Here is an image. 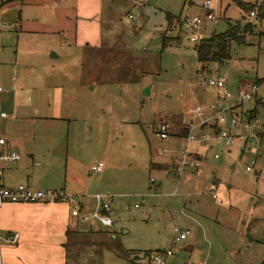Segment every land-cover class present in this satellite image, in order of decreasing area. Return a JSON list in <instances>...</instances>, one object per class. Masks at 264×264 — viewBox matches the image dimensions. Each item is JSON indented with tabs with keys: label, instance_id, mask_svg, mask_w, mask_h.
Wrapping results in <instances>:
<instances>
[{
	"label": "rangeland",
	"instance_id": "rangeland-1",
	"mask_svg": "<svg viewBox=\"0 0 264 264\" xmlns=\"http://www.w3.org/2000/svg\"><path fill=\"white\" fill-rule=\"evenodd\" d=\"M204 1L137 0L134 5L118 0L117 10L105 20L103 48L67 47L60 49L61 60L54 59L57 67L67 60L61 67L68 73L64 84L70 97L65 103L73 106L51 132L60 139L64 159L70 165L82 163V176L93 180L88 194L105 195L112 202L114 224H98L102 232L91 248L90 264H133L135 255L145 260L144 252L166 250L174 235L188 230L187 239L172 247L167 264H264V137L258 143L253 137L264 131V82L256 98L234 106L246 116L242 121L252 115L255 119L251 126L242 123L232 129L231 143L188 144L175 135L186 125L182 118L193 119L198 105H206L209 119L207 104L215 103L219 93L230 92L229 101L235 103L241 89L249 91L264 79V0H241L257 5L258 20L249 18L250 10L237 0L215 5L218 21L206 22L205 35L225 32L228 22L240 23L245 42L232 44L227 62H211L202 70L195 44L184 29L168 26L167 15L205 16ZM220 78L225 79L224 89L207 83ZM162 123L168 125L167 139L158 134ZM215 123L209 120L194 135L213 134ZM187 148L204 155L202 176L185 171L180 183L174 172L157 168L158 163H176ZM94 162H103L105 171L91 172ZM248 166L253 170L248 172ZM199 202L225 204L218 217H211L195 210L192 204Z\"/></svg>",
	"mask_w": 264,
	"mask_h": 264
},
{
	"label": "crops",
	"instance_id": "crops-1",
	"mask_svg": "<svg viewBox=\"0 0 264 264\" xmlns=\"http://www.w3.org/2000/svg\"><path fill=\"white\" fill-rule=\"evenodd\" d=\"M130 1L136 5L137 0ZM117 2L0 0V138H6L11 148L21 155L19 162L3 167L1 183L5 187L25 184L34 189H62L77 198L76 203L10 201L1 205V264H90L91 248L102 232L98 224L105 227L94 217L100 210L96 197L100 194H88L93 180L86 182L82 176V163L70 165L67 158L64 159L60 139L51 132L73 106L65 103L70 97L64 84L68 73L61 67L67 60L57 67L54 59L61 60V50L67 47L80 51L103 48L108 38L105 20L112 17L108 12L112 14L117 10ZM54 50L59 51L58 55L51 57ZM55 77L59 81L53 79ZM182 119L186 125L175 135L186 139L190 121ZM198 119L196 124L201 123ZM97 163L91 164L90 171ZM157 165L167 173L174 172L178 182H183V173L180 177L175 175V162ZM201 168L196 173L198 176L203 174ZM223 204L199 202L192 206L200 213L218 217ZM75 209L89 218L84 220L74 214ZM189 219L197 220L196 216ZM15 233H19V237L12 242ZM145 260L141 258L142 262H147Z\"/></svg>",
	"mask_w": 264,
	"mask_h": 264
},
{
	"label": "built area",
	"instance_id": "built-area-1",
	"mask_svg": "<svg viewBox=\"0 0 264 264\" xmlns=\"http://www.w3.org/2000/svg\"><path fill=\"white\" fill-rule=\"evenodd\" d=\"M220 0H205L203 3V9L205 10V16H191L181 19H175L172 22V29H184L188 33L189 37L193 42H198L202 37L205 36V25L207 21H218V17L214 13L215 5L219 3ZM137 7V6H136ZM129 18L135 19L134 15H129ZM249 18L258 20L260 19L259 13L256 9H253L249 12ZM5 26V25H3ZM207 83L210 86L217 87L218 89H224L225 79H208ZM259 86L254 83L249 91L241 89L236 97L235 103L230 102L229 100L232 97V94L228 91L224 93H219L215 103L207 104L209 109L212 110L211 117L209 119L205 118L206 115V105H198L193 113L194 116L201 119L200 124H195L194 121H190L187 125L188 134L186 137L187 143L194 141H200L204 144H208L211 141L219 140L226 141L231 143L233 136L231 131L234 128H237L242 123L245 126H251L252 121L249 118L241 121L237 114L234 113V106L237 103H243L245 100H253L256 98L258 93ZM2 88L0 87V91ZM224 100L225 103H222ZM3 117L6 116V113L1 114ZM214 120L215 123V133H204L200 139L194 135L196 128L207 125L209 120ZM158 134L162 139H167L170 135L168 131V125L162 123L158 127ZM261 134L264 137V131H260L257 137V143L259 140H262ZM166 151L163 150L162 153ZM216 158L219 156L216 154ZM21 160V155L19 152L11 148L9 141L6 138H0V206L5 202H68L76 203L77 198L74 195H70L62 189H34L25 184H19L15 187H5L1 183V176L3 172V167L5 165L17 163ZM203 162V157L200 153L190 151L188 148L185 152L177 158L175 163V175L180 177L185 171H199ZM105 167L103 162H99L92 166L93 172H101ZM248 172L253 170L252 166H248L246 169ZM154 181V179H152ZM99 202L100 210L94 214V217L97 218L104 226H112L114 221L109 214L111 208V200L108 198L106 201L104 195L96 196ZM74 214L79 215L82 219H88L89 217L86 214H83L79 209L74 210ZM176 233L180 232L176 228ZM190 234V230L182 231L179 235H175L172 240L170 247L164 251L153 252L151 260L153 264H167V261L170 257L173 256L172 247L178 245L181 241L187 239ZM19 233H15L11 237L12 242L18 240ZM1 264V263H0Z\"/></svg>",
	"mask_w": 264,
	"mask_h": 264
},
{
	"label": "trees",
	"instance_id": "trees-1",
	"mask_svg": "<svg viewBox=\"0 0 264 264\" xmlns=\"http://www.w3.org/2000/svg\"><path fill=\"white\" fill-rule=\"evenodd\" d=\"M241 6L242 9L244 10H253L257 5H247L242 3L241 0H237ZM264 15H262V18ZM177 17L168 14L167 15V21H168V26L176 19ZM229 27L225 32L221 33H214L208 37H205L204 39L200 40L199 43H197L194 46V49L196 51V55L198 58V61L202 65V70H206L207 66L211 62H218V63H225L228 60L231 59V51H232V44L234 42L243 44L245 42L244 35L242 33V27L240 26V23L233 24L232 22H228ZM246 32V30H245ZM166 46V43L164 44ZM261 82H264L263 80H257L256 84L258 83L259 85ZM258 104H262L263 102L258 100ZM235 114L238 115L240 120L246 116L243 117L241 113L237 112L235 109ZM253 112H257V108L252 110ZM255 119V115H252L249 117V119ZM185 134V132H184ZM261 137L263 139V135L261 134ZM153 251H146L144 252V258L147 260V262H142L141 258L137 255L132 258V263L133 264H153L151 257H152Z\"/></svg>",
	"mask_w": 264,
	"mask_h": 264
},
{
	"label": "water",
	"instance_id": "water-1",
	"mask_svg": "<svg viewBox=\"0 0 264 264\" xmlns=\"http://www.w3.org/2000/svg\"><path fill=\"white\" fill-rule=\"evenodd\" d=\"M149 93H150V90H149V88H147L145 91V94H149Z\"/></svg>",
	"mask_w": 264,
	"mask_h": 264
}]
</instances>
